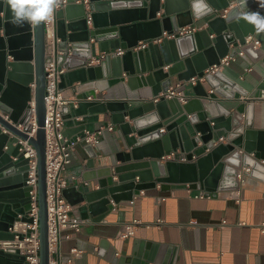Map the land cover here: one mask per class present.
I'll return each instance as SVG.
<instances>
[{"label":"water","instance_id":"obj_1","mask_svg":"<svg viewBox=\"0 0 264 264\" xmlns=\"http://www.w3.org/2000/svg\"><path fill=\"white\" fill-rule=\"evenodd\" d=\"M66 2L56 12L55 36L49 43L44 22L14 25L10 22L12 13L7 0H0V110L12 121L0 118V123L14 135L0 131V240H13L9 228L19 222H31L27 218L28 165L19 152L17 137L28 139L34 117L36 134L29 142L38 156L40 264H49L50 257L44 96L45 72L51 59L65 69L60 88L70 87L77 97L76 104L63 109V115L65 119L74 118L80 127L76 139L81 140L90 155L87 168H94L96 154L85 141V131L92 133V123L99 121L102 114H110L129 149L118 155L117 164L106 174L96 172L87 180H95L97 189L82 185L81 189L73 186L64 191L72 206L85 203L97 221L113 208L111 202L131 201L133 196L158 184L172 188L196 184L207 194L236 190L240 169L257 170L259 161L264 160L261 133L252 129L248 120L242 124L245 118L241 109L221 105V99L238 101L244 97L248 102L264 97V80L253 87L241 79L230 63L223 62L241 52L252 61L264 55V32H258L243 19L245 12L263 9L246 11L254 4L253 0L246 5L236 0L235 7H231L229 0H206L211 11L200 16L193 10V0ZM199 22L207 27L175 38L163 37L165 32L170 35ZM249 36L260 42L259 49L252 42L247 43ZM157 39L162 40L154 42ZM104 42H108L103 51L105 57L97 65L88 66L93 51ZM140 43L147 46L140 48ZM174 75L180 82L198 78L197 87H201L199 80L203 78L212 91L198 92L197 97L186 102L160 96L172 86ZM102 78L127 81L132 91L150 87L154 97L159 98L111 103L97 100L94 90L77 93L78 84ZM78 118L81 120L77 121ZM18 124L24 131L15 127ZM66 135L71 138L67 131ZM171 155L173 158L167 159ZM0 264L27 263L15 250H0Z\"/></svg>","mask_w":264,"mask_h":264},{"label":"crops","instance_id":"obj_2","mask_svg":"<svg viewBox=\"0 0 264 264\" xmlns=\"http://www.w3.org/2000/svg\"><path fill=\"white\" fill-rule=\"evenodd\" d=\"M229 1L231 7H235L236 0ZM251 1L246 0V3ZM253 1L254 4L246 11L260 8L259 0ZM261 8L259 13L264 15V7ZM191 27L198 30L207 25L199 22ZM107 48L108 42L102 43L100 49L93 51L92 58L100 57ZM242 55H236L229 65L241 74V79L257 87L264 80V55L258 61ZM191 73L194 75L195 72ZM171 79L170 87L180 86L179 90L188 99L197 97L198 92L212 91L203 78L199 80L201 87L190 81L180 82L177 75ZM90 90H94L97 100L111 103L151 101L155 98L150 87L132 91L127 81L110 78L77 85V93ZM63 93L67 100L76 104V94L70 87L65 86ZM221 105L228 109H241L245 118L242 124L248 120L252 129L261 133L264 144V97L248 102L244 97L238 101L221 99ZM73 119H65L66 131L74 143L71 162L64 172L69 179L68 188L78 186L81 189L82 185H88L97 189L95 180H87L96 172L106 174L117 164L118 155L129 149L119 127L113 125L110 114H102L99 121L92 123L94 131L110 124L114 129L104 130L100 142L93 146L96 154L94 168H87L91 158L80 140L76 139L80 127ZM219 141L226 143L224 139ZM259 163L257 170L249 167L240 169V173H244V181L240 180L236 190L207 194L196 184L175 188L158 184L133 196L131 201L111 202L113 208L98 221L85 203L73 206L72 214L82 220V225L78 232H62V258L65 260L70 249L76 248L81 254L74 259V264H264V232L261 227L264 223V160ZM114 180L117 181L115 175ZM134 220L140 222L134 235L120 239L118 234Z\"/></svg>","mask_w":264,"mask_h":264},{"label":"built area","instance_id":"obj_3","mask_svg":"<svg viewBox=\"0 0 264 264\" xmlns=\"http://www.w3.org/2000/svg\"><path fill=\"white\" fill-rule=\"evenodd\" d=\"M63 5H66V0H63ZM61 7V6H60ZM59 7V8H60ZM58 8V9H59ZM57 9V10H58ZM54 19L51 22H44L46 39L49 43L52 42L56 31V12ZM88 23L91 24V18H88ZM196 31L192 27L181 28L178 32L172 34H163V37L175 38L176 35H186ZM162 39L154 40L160 42ZM253 43L254 48H260V42L254 37L249 36L247 43ZM147 44L143 43L140 48L146 47ZM122 53V51H119ZM241 52L239 55H242ZM105 54L100 57H93L89 60L88 66L98 64ZM234 57H227L223 62L229 63ZM45 183H46V204L48 214V244H49V264H74V259L81 254L76 248H71L69 256L63 260L61 255V240L62 232L65 230H72L75 232L80 231L82 220L72 214L73 206L68 202L64 196V191L69 186V179L64 175L68 165L71 162V156L74 151V143L66 135V120L63 115V109L69 106L72 101L64 97L63 90L60 88L61 77L65 73V69L59 68L53 59L48 61L45 72ZM198 78L190 79L192 84H196ZM34 89V85L31 86ZM180 86L170 87L165 93L160 94L167 99L177 98L181 102H186L188 98L179 90ZM159 98V97H158ZM155 98V101L158 100ZM34 108V104H32ZM0 118L12 123L10 116L0 110ZM33 123V130L28 133V139L17 137V144L20 146L19 152L23 154V159L27 161V180L26 186L29 187L30 197V210L27 212V218L31 222H19L17 225L9 228V233L14 235L13 240H0V250L8 252L15 250L20 256H24L27 264H40V229H39V201H38V156L36 149L29 142V138L34 137L36 134V121L35 118L31 120ZM20 131H24V127L20 124L15 125ZM113 131V125L100 127L96 131L86 132L85 141L87 144L96 146L100 142L104 130ZM0 131L9 136H14L13 133L4 125L0 123ZM79 140V139H78ZM81 141V140H80ZM172 159L173 155L168 156ZM182 161H186L182 159ZM243 174L238 175V180L243 183ZM201 197V195H198ZM20 218L23 215H19ZM139 221L134 220L132 223L127 224L125 228L118 234L120 239H127L134 235ZM264 232V223L261 225ZM69 238V236H66Z\"/></svg>","mask_w":264,"mask_h":264},{"label":"clouds","instance_id":"obj_4","mask_svg":"<svg viewBox=\"0 0 264 264\" xmlns=\"http://www.w3.org/2000/svg\"><path fill=\"white\" fill-rule=\"evenodd\" d=\"M61 3L62 0H7L12 13L10 22L18 26L25 22H51ZM241 3L246 5V0H241ZM259 5L264 7V0H259ZM193 10L200 16L209 13L211 8L206 0H193ZM243 19L252 24L258 32H264V15L259 12H245Z\"/></svg>","mask_w":264,"mask_h":264}]
</instances>
